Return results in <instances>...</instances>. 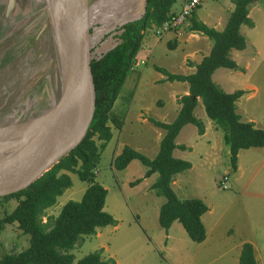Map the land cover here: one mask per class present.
<instances>
[{
	"label": "rangeland",
	"instance_id": "rangeland-1",
	"mask_svg": "<svg viewBox=\"0 0 264 264\" xmlns=\"http://www.w3.org/2000/svg\"><path fill=\"white\" fill-rule=\"evenodd\" d=\"M115 1L88 0L91 58H98L118 42L120 32L117 30L129 19L121 15L123 1ZM181 2L177 0L174 5L177 11ZM7 7L8 0H0V42L3 41L0 46V130L37 118L60 95L58 35L52 24L49 0H16L9 13ZM233 9L231 0H203L195 15L205 25L222 30ZM248 17L253 27L243 25L240 28L246 39L245 50L230 52L239 70L219 68L212 75V81L226 93L243 90L244 94L236 102V112L242 122L250 120L264 130V0H256L248 7ZM190 25L188 19L181 28L171 32L157 34L159 27L152 26L144 33L141 50L147 52L145 60L136 58L112 109L126 119L133 117L135 122L130 120L129 126L126 124L129 129L123 133L110 124L113 137L100 153L96 167L95 180L107 190L104 211L117 223L98 228L92 236L82 237L70 251L74 264L100 249L102 259L111 258L115 264H238L237 250L233 251V244L228 245L226 231L212 233V243L200 246L188 237L179 222H173L167 231L159 225V208L165 199L150 189L157 179L156 173L144 178L146 168L138 160L120 171L112 166L123 144L152 159L158 146L157 132L161 129L150 119L171 123L176 117L180 108L178 100L185 95L184 87L188 88V84L166 81L154 68L162 67L184 75L195 71V65L209 54L212 42L201 33L191 31ZM49 77L51 85L44 86L42 82ZM137 94L138 101L131 108L129 101ZM137 106L144 110L143 116L138 115V122L134 117L139 109ZM194 114L204 122L208 138L216 145L212 143L210 151L203 149V156L197 149L189 153L187 158L193 168L174 176L172 189L180 200L194 198L212 205L216 211L214 229H238L240 220L244 222L247 215L253 216L250 224L258 228L252 231L257 242L256 256L259 264H264V151L251 148L242 152L243 174L235 173L223 131L207 117L200 99ZM193 129L197 131L192 124L184 127L176 143L195 147ZM136 131L142 135L139 133L137 137ZM121 139L123 144L116 146ZM96 142L99 145L100 142ZM3 143L0 139V145ZM68 174L72 186L44 212L42 223L56 217L67 201L81 200L89 186L76 174ZM138 179H141L139 184L131 185ZM16 204L14 199H0V219ZM204 222L209 229L207 218ZM28 245L29 236L22 234L15 224L0 228V258L18 253Z\"/></svg>",
	"mask_w": 264,
	"mask_h": 264
},
{
	"label": "trees",
	"instance_id": "trees-1",
	"mask_svg": "<svg viewBox=\"0 0 264 264\" xmlns=\"http://www.w3.org/2000/svg\"><path fill=\"white\" fill-rule=\"evenodd\" d=\"M231 1L234 9L221 31L198 21L195 12L190 16V30L201 33L212 42L209 54L195 65L194 73L176 75L155 67L157 72L166 77V81L188 84V94L179 98L180 110L171 123L150 119L154 126L165 131L155 158L149 159L125 146L112 161L113 168L120 171L133 160H138L146 168L144 178L156 173L157 179L150 189L165 199L159 209V225L167 231L177 221L195 243H202L206 238L201 216L208 208L199 199L180 200L176 196L172 189L174 176L190 169L191 164L173 157L172 153L175 148L185 149L175 144V139L184 126L192 124L199 135L204 134L203 123L194 115L198 99L201 100L207 117L223 131V140L229 147L233 170L236 169L240 150L264 147V130L256 128L253 122H242L236 112V102L244 91L226 93L212 81V75L219 68L239 70L235 61L230 58V52L245 50L246 39L240 28L243 25L253 27L248 17V7L256 0ZM175 2L176 0H144L141 17L122 24L117 30L120 32L118 42L98 58L91 59L95 111L85 138L28 188L0 198L17 201L15 208L0 219V228L15 224L22 234L29 236L27 248L18 253L3 255L0 264H74V256L70 251L82 237L94 235L98 228L116 226L117 221L104 211L107 190L96 182L95 170L100 153L113 136L110 124L121 129L119 117L112 109L135 63L144 33L148 28L159 27L166 21ZM42 84L51 85V78L44 80ZM96 141L100 142L99 145ZM67 172L76 174L80 181L87 182L89 186L81 200L67 201L56 217L48 218L42 223L44 212L54 206L57 198L72 186ZM140 182L141 179H138L131 185L135 186ZM101 253L102 249L89 253L75 264H115L111 258L102 259ZM238 264H257L251 244L242 245Z\"/></svg>",
	"mask_w": 264,
	"mask_h": 264
},
{
	"label": "water",
	"instance_id": "water-1",
	"mask_svg": "<svg viewBox=\"0 0 264 264\" xmlns=\"http://www.w3.org/2000/svg\"><path fill=\"white\" fill-rule=\"evenodd\" d=\"M16 0H8V13ZM51 15L53 14L50 8ZM143 12V10H142ZM60 95L40 116L0 130V198L25 190L85 138L95 111L88 0H63ZM53 21V19H52ZM58 35V26L52 23Z\"/></svg>",
	"mask_w": 264,
	"mask_h": 264
},
{
	"label": "crops",
	"instance_id": "crops-1",
	"mask_svg": "<svg viewBox=\"0 0 264 264\" xmlns=\"http://www.w3.org/2000/svg\"><path fill=\"white\" fill-rule=\"evenodd\" d=\"M111 1V0H110ZM124 2V4H122L123 2ZM115 2H122L121 3V8L123 9V11L122 12H124V9H126L127 11H128V18L129 19H126V21H124L123 22V24L124 23H126V22H128V21H132V20H135V19H138V18H140L141 17V15H142V10H143V6H144V0H117V1H115ZM176 2H177V0H176ZM175 2V3H176ZM175 3H174V5H175ZM174 5L172 6V11H177V9H175L174 8ZM122 15V14H121ZM201 22V21H200ZM202 23H204V22H202ZM205 24V23H204ZM218 31H221V30H218ZM147 52L144 50V49H142L141 50V48H140V50H139V52H138V54H137V56H136V58H138L139 60L140 59H142V61L143 60H145L144 58H145V54H146ZM150 54V53H149ZM135 62H136V60H135ZM160 68H162V67H160ZM155 69V68H154ZM163 69H165V68H163ZM166 70V69H165ZM191 70V69H190ZM167 71V70H166ZM167 72H169V71H167ZM169 73H171V72H169ZM192 73H194L193 71H190L189 72V74H179V73H171V74H176V75H184V76H186V75H190V74H192ZM128 77V76H127ZM162 77V76H161ZM165 77V76H164ZM128 79V78H127ZM126 79V80H127ZM165 80H166V77H165ZM126 82V81H125ZM185 89L184 90H186V92L184 93L185 95H187L188 93V88H186V87H184ZM136 95V94H135ZM183 96V95H182ZM137 99V100H136ZM138 101V94H137V96H136V98L134 99V100H131V101H129L130 103H131V108H132V105L133 104H135L136 102ZM198 104V103H197ZM180 106V105H179ZM137 108H139V106H137ZM136 108V109H137ZM141 110V111H140ZM179 110H180V108L178 109V112H179ZM139 111V112H138ZM142 111H144V110H142L141 109V107L137 110V113H136V115L134 116V117H136L137 118V122L139 121V116L138 115H141V116H143L142 115ZM178 112H177V114H178ZM119 118H120V122H121V129H118L117 131H122V133L126 130V128L127 129H129V127H127V126H129V124L128 123H131V121L130 120H133V117L131 118V116H127V119L125 118V116H121L119 113H116V112H114ZM195 115V114H194ZM138 116V117H137ZM177 116V115H176ZM196 117V116H195ZM197 118V117H196ZM175 119V118H174ZM198 119V118H197ZM155 120V119H154ZM157 121V120H156ZM201 121V120H200ZM133 122H135V119L133 120ZM159 122H162V120H160ZM202 123H204L203 121H201ZM249 122H251L250 120H249ZM162 123H164V122H162ZM254 123V122H253ZM126 124H127V126H126ZM131 125V124H130ZM189 125V124H188ZM255 125V124H254ZM187 126V125H186ZM186 126H184V127H186ZM183 127V128H184ZM256 127V126H255ZM183 128H182V130H183ZM256 128H258V127H256ZM135 129V128H134ZM160 129V128H159ZM181 130V131H182ZM194 130V129H193ZM127 131V130H126ZM195 131V136H196V146L194 147V146H188V145H185V144H178V143H176V139H175V144H176V146L177 147H184L185 149L184 150H182V149H180V148H175L174 150H173V153H172V155H173V157H175V158H177V159H181V160H185V161H188L190 164H191V168L190 169H192L193 168V163L190 161V160H188V158H187V155L189 154V153H193V152H195L196 151V149H197V152L199 153V154H202L201 156H203V149H207V150H211V144L213 143V144H215V142L213 141V142H211V140H210V138H208V131H206L205 132V128H204V134L203 135H199L198 134V132L196 131V130H194ZM138 132V133H137ZM140 133V135H142V133L140 132V131H136L134 134L138 137V136H140V135H138ZM164 134H165V131L164 130H162L161 129V131H158L157 132V136L159 137L158 138V141H157V147H156V151H155V154H154V156H153V158H155V156L157 155V153H158V150H159V143H160V141H161V139H162V137L164 136ZM179 135V134H178ZM113 137V136H112ZM177 138V137H176ZM210 140V141H209ZM111 141V140H110ZM123 140L121 139L120 141H119V143L116 145V146H118V147H120V144H123V142H122ZM121 142V143H120ZM210 142V143H209ZM108 145V144H107ZM216 145V144H215ZM125 146H128V145H126V144H123V147H125ZM207 146H209V147H207ZM107 147V146H106ZM128 147H130V148H132L131 146H128ZM123 149V148H122ZM122 149H121V151H122ZM133 149V148H132ZM251 149V148H250ZM134 150V149H133ZM246 150H249V149H246ZM259 150H261L262 152L264 151V147H262V148H259ZM118 151V150H117ZM120 151V152H121ZM135 151H137V150H135ZM205 151V150H204ZM245 150H240L239 152H238V155H237V163H236V169L234 170V172L236 173V172H240V175H242L243 173H242V171H243V165H242V163H241V161H240V156H241V154H242V152H244ZM138 152V151H137ZM140 153V152H139ZM118 154H120V153H118ZM118 154H116L115 156H114V158L118 155ZM142 154V153H141ZM179 155V156H178ZM200 156V157H201ZM113 158V159H114ZM152 158V159H153ZM190 169H188V170H190ZM95 172H96V170H95ZM68 174V173H67ZM69 176H70V174H68ZM177 176V175H176ZM151 177V176H150ZM71 178V177H70ZM172 183H174V182H172ZM255 200V199H254ZM205 201V200H204ZM205 204H206V206H207V208H208V210H207V212L206 213H204L203 214V216L201 217V220H202V223H203V225H204V228H205V232H206V238H205V240L202 242V243H200L201 245L200 246H203V245H209V242H210V244L212 243V237H211V234L212 233H215L216 231H218L219 233H223L224 234V232L226 231V236L228 237V242H229V244L228 245H230V244H233V246H231V248L233 249V251H236L237 250V254H235V255H237L236 256V258H237V263H238V259H239V255H240V250H241V247H242V245L244 244V243H249V244H251L252 245V247H253V250H254V258H255V260H256V262H257V264H259V261H258V258H257V256H256V245H257V242H256V239H255V235H252V231H254L255 229H258L257 228V226L256 225H254L253 223L252 224H250V222H252L253 221V216H251V215H247V217L244 219V222H245V224H244V222H243V220H240V222H239V228L238 229H221V231H220V229H214V225H215V223H216V211H215V209L212 207V205H210L208 202H206L205 201ZM256 204H258V200L256 201ZM162 205V204H161ZM224 207H222L221 209H223ZM160 209V208H159ZM246 210V207L244 208V211ZM204 218H207V223H208V225H210L209 226V229H207V227H206V223L204 222ZM219 220V219H218ZM175 222V221H174ZM173 224V223H172ZM172 226V225H171ZM170 226V227H171ZM249 228V229H248ZM170 229V228H169ZM168 229V230H169ZM235 238H237V240H233V239H235ZM237 242V243H236ZM236 243V244H235ZM216 245V244H215ZM236 258H235V261H236Z\"/></svg>",
	"mask_w": 264,
	"mask_h": 264
},
{
	"label": "built area",
	"instance_id": "built-area-1",
	"mask_svg": "<svg viewBox=\"0 0 264 264\" xmlns=\"http://www.w3.org/2000/svg\"><path fill=\"white\" fill-rule=\"evenodd\" d=\"M179 11H171L169 18L157 30V34L167 33L181 28L183 23L201 6L203 0H181ZM226 188V186H224Z\"/></svg>",
	"mask_w": 264,
	"mask_h": 264
},
{
	"label": "bare ground",
	"instance_id": "bare-ground-1",
	"mask_svg": "<svg viewBox=\"0 0 264 264\" xmlns=\"http://www.w3.org/2000/svg\"><path fill=\"white\" fill-rule=\"evenodd\" d=\"M50 2V8L53 11L52 14V19L53 22L57 24L58 26V41H59V47H60V52L62 53L63 51V35L61 33L60 30V24L61 21L63 23V0H49ZM123 17H127L128 18V11L126 9H124V12H121ZM0 139H3L2 137H0Z\"/></svg>",
	"mask_w": 264,
	"mask_h": 264
},
{
	"label": "flooded vegetation",
	"instance_id": "flooded-vegetation-1",
	"mask_svg": "<svg viewBox=\"0 0 264 264\" xmlns=\"http://www.w3.org/2000/svg\"><path fill=\"white\" fill-rule=\"evenodd\" d=\"M2 42H3V41H2ZM2 42H0V46H1ZM44 86H46V85H44Z\"/></svg>",
	"mask_w": 264,
	"mask_h": 264
}]
</instances>
